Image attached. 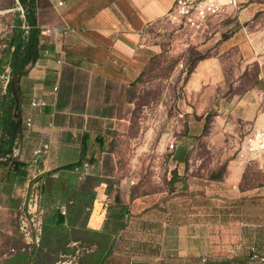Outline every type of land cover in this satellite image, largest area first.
<instances>
[{
    "label": "crops",
    "instance_id": "0c3cea01",
    "mask_svg": "<svg viewBox=\"0 0 264 264\" xmlns=\"http://www.w3.org/2000/svg\"><path fill=\"white\" fill-rule=\"evenodd\" d=\"M173 3L36 0L40 29L58 27L66 33L41 35L42 54L19 79L23 131L15 142L14 156L27 164V175L21 183L11 182L0 169V264L61 260L66 264H253L252 247L264 255L256 232H251L258 225L216 218L180 221L173 217L178 214L176 208L150 202L151 195L159 193L135 192L139 173L135 174L130 161L119 170L121 162L111 153L115 136L124 137L131 125L129 108L134 101L129 96L146 67L147 30L164 18ZM239 37L236 32L221 41L215 56L195 64L186 86L189 97L197 95L192 89L198 90L205 80H212L213 89L225 86L221 56L234 48L231 45ZM240 49L245 50L246 44ZM256 86L236 96L230 109L234 124L250 131L264 126V98L258 95L264 93V81ZM208 93L207 101L215 103V96ZM32 98L44 100L45 106H31ZM27 117L30 128L24 123ZM141 128L138 135L143 142L132 145L147 150L155 127ZM188 141L183 144L187 146ZM40 145L45 149L34 157L33 150ZM158 149L169 172L180 171L175 153ZM243 156L238 152L239 160H227L226 173L218 182L237 188L244 165L253 159ZM157 159L154 168L161 166ZM259 167L264 168V163ZM32 184L39 188L44 209L38 245L27 243L18 230V217ZM232 189L222 195H264V186ZM119 207L126 211L121 229L111 217Z\"/></svg>",
    "mask_w": 264,
    "mask_h": 264
},
{
    "label": "rangeland",
    "instance_id": "374dc122",
    "mask_svg": "<svg viewBox=\"0 0 264 264\" xmlns=\"http://www.w3.org/2000/svg\"><path fill=\"white\" fill-rule=\"evenodd\" d=\"M22 19L13 0H0V50L5 46L6 36L13 27L21 25ZM147 31L146 67L129 96L134 101L129 108L131 125L124 137L115 136L111 150L114 159L121 162L119 170L130 161L135 174L139 173L134 191L159 193L156 197L151 195L150 202L176 208L178 214L173 217L180 221L216 218L221 222L236 220L258 225L251 232H256L264 249V195L256 198L222 195L232 188L218 182L226 173L227 160H239L236 154L250 132L234 124L231 104L236 96L264 81V0H239L236 8L207 22L200 30L162 18ZM236 32L240 37L231 45L234 48L226 49L221 56L225 86L213 89L209 83L212 80H205L198 90L192 89L197 95L189 97L186 86L195 64L215 56L218 44ZM243 43L246 49L241 51ZM208 92L215 96V103L207 101ZM142 126L155 127L147 150L132 145L143 142L138 135ZM185 140H189L188 149L184 148ZM171 142L178 146L172 152L180 171L169 172L158 149L163 147L165 152L164 147ZM218 146H225L228 151ZM158 157L161 166L154 168ZM260 163H264V154L244 163L241 181L232 190L262 189L264 168L259 167ZM56 264L66 263L61 260Z\"/></svg>",
    "mask_w": 264,
    "mask_h": 264
},
{
    "label": "trees",
    "instance_id": "16d2710c",
    "mask_svg": "<svg viewBox=\"0 0 264 264\" xmlns=\"http://www.w3.org/2000/svg\"><path fill=\"white\" fill-rule=\"evenodd\" d=\"M13 1L16 6L15 0ZM18 2L23 8L29 29L25 34L22 26L13 27L11 33L6 36L5 46L0 50V76L7 71L10 74L5 90L2 89L0 82V169L5 171L6 178L11 182L21 183L27 175V164L14 156L15 142L23 131L19 79L40 58L42 34L36 19V0H18ZM125 212L124 207H119L111 213L117 229L125 225ZM255 250L259 252L258 247H255ZM91 264H99V262Z\"/></svg>",
    "mask_w": 264,
    "mask_h": 264
},
{
    "label": "built area",
    "instance_id": "2783aa9c",
    "mask_svg": "<svg viewBox=\"0 0 264 264\" xmlns=\"http://www.w3.org/2000/svg\"><path fill=\"white\" fill-rule=\"evenodd\" d=\"M15 2L16 9L20 11L23 17L21 26L26 34L29 26L25 22L23 8L18 0H15ZM238 4L239 0H174L172 8L166 13L164 18L171 23L184 25L193 30H200L207 22L227 14L231 9L236 8ZM51 33L65 34L66 31L58 27L41 30L42 35ZM44 55L49 56V51L45 50ZM9 80L10 74L8 71L0 76L3 90H5ZM56 90L57 86H54L53 91ZM258 95L264 98L263 92ZM45 104V101L39 98H32L30 101V105L33 107H43ZM24 123L27 128L31 127V119L29 117L25 118ZM166 148L173 151L176 148V144L173 142L168 143ZM43 149H45L44 145L35 148L33 156H39ZM239 153L253 158L264 154V126L255 128L244 136L239 147ZM43 213L44 209L40 206L39 188L36 184H32L26 193L24 210L18 217V230L22 238L29 244H39ZM250 259L253 264H264V255L257 252L253 247L251 248Z\"/></svg>",
    "mask_w": 264,
    "mask_h": 264
}]
</instances>
